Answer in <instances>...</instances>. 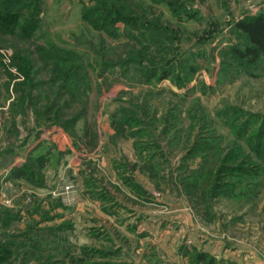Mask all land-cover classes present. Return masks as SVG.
<instances>
[{"label": "rangeland", "instance_id": "rangeland-1", "mask_svg": "<svg viewBox=\"0 0 264 264\" xmlns=\"http://www.w3.org/2000/svg\"><path fill=\"white\" fill-rule=\"evenodd\" d=\"M259 12L0 0V264H264Z\"/></svg>", "mask_w": 264, "mask_h": 264}, {"label": "trees", "instance_id": "trees-1", "mask_svg": "<svg viewBox=\"0 0 264 264\" xmlns=\"http://www.w3.org/2000/svg\"><path fill=\"white\" fill-rule=\"evenodd\" d=\"M235 26L246 37L247 44L242 50L231 51L236 58H244L250 62L254 61L260 54H264V12L243 18L235 23ZM20 176L22 173H18ZM198 260L204 261L205 264H220L214 259L208 258L203 253H198Z\"/></svg>", "mask_w": 264, "mask_h": 264}]
</instances>
